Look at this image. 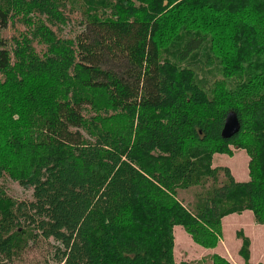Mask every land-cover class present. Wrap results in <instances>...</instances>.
Here are the masks:
<instances>
[{"label":"trees","instance_id":"obj_1","mask_svg":"<svg viewBox=\"0 0 264 264\" xmlns=\"http://www.w3.org/2000/svg\"><path fill=\"white\" fill-rule=\"evenodd\" d=\"M233 148L247 182L213 167ZM4 177L33 201L0 185V264L41 240L55 264H176L175 227L213 249L230 215L264 226V0H0ZM205 186L195 205L178 197Z\"/></svg>","mask_w":264,"mask_h":264},{"label":"rangeland","instance_id":"obj_2","mask_svg":"<svg viewBox=\"0 0 264 264\" xmlns=\"http://www.w3.org/2000/svg\"><path fill=\"white\" fill-rule=\"evenodd\" d=\"M68 16L74 20V23L63 29L64 33L62 36L64 38H73L79 31L78 22L81 20L80 15H72L68 13ZM25 27L21 24H15L9 26L8 29L3 33V36L10 40L13 37H17L19 33H24ZM37 51L40 53L41 47L36 46ZM207 70V76L199 74L200 76L205 77L209 82H214L215 79H221L220 70L216 72L215 68ZM235 82H230V86L234 87ZM250 158L244 150H237L233 148V155H217L213 159V167H225L230 170L231 175L234 177L237 182H246L248 181V162ZM246 176V178H245ZM245 179V180H244ZM221 180H224L222 178ZM0 185L4 187L6 193L12 199L18 202H31L33 201V192L24 190L18 185V183L13 182L8 177H4L0 181ZM207 186L203 188H194L188 191L179 192V199H181L186 206L188 204L195 205L194 202L197 199L198 193H205ZM228 216L227 218H229ZM235 218H240V222L236 223L234 220L225 221L224 232L222 231V236L219 241V244L216 248L205 249L197 245L192 238L181 228L176 227L175 233L176 236V247L174 248V259L176 264H213V257L220 256L230 264H247L245 258L241 254L243 247V237L249 240V233L253 236L252 242V260L251 254L250 260L252 263L256 264L257 257L258 261L263 262L264 264V235L261 231H264V228L257 226L254 222L249 224V213L244 214L243 216H237ZM231 220V219H230ZM262 226V225H261ZM257 240H255V239ZM54 246H57L53 241H39L36 245H30L22 255V263L24 264H55L53 262L54 255ZM250 251V248H249ZM256 257V258H255ZM249 260V262H250ZM256 260V261H255ZM258 264H262V263Z\"/></svg>","mask_w":264,"mask_h":264},{"label":"water","instance_id":"obj_3","mask_svg":"<svg viewBox=\"0 0 264 264\" xmlns=\"http://www.w3.org/2000/svg\"><path fill=\"white\" fill-rule=\"evenodd\" d=\"M240 130V122L237 117V114L231 112L228 114L224 127L221 133L223 139H230L235 136Z\"/></svg>","mask_w":264,"mask_h":264},{"label":"crops","instance_id":"obj_4","mask_svg":"<svg viewBox=\"0 0 264 264\" xmlns=\"http://www.w3.org/2000/svg\"><path fill=\"white\" fill-rule=\"evenodd\" d=\"M250 161V160H249ZM248 165H249V162H248ZM225 168V167H224ZM233 177V176H232ZM234 178V177H233ZM245 178H246V176H245ZM247 178H248V181H249V170H248V176H247ZM235 180V179H234ZM245 180V179H244ZM237 182V181H236ZM245 182V181H244ZM247 182V181H246ZM246 213H249V224H251V223H255L256 224V222H255V220H254V216H253V214L250 212V211H245V212H243V213H241V214H234V215H230V217L229 218H224L223 220H222V231L224 232V230L226 229V226H225V228H224V225H225V221H231L232 222V220H234L236 223H238V222H240V218H235V217H237V216H243L244 214H246ZM231 219V220H230ZM257 226H259V227H261V228H264V226H261V225H257ZM176 228V227H175ZM175 228H174V233H175ZM263 232V233H262ZM261 233H262V235L260 236V238L264 235V231H261ZM176 234H174V237H175V247H176ZM252 238H253V236L249 233V240L251 241L252 240ZM255 239V238H254ZM255 240H257V239H255ZM252 242V241H251ZM252 247H253V243H251V247H250V254H251V260H252ZM256 258V257H255ZM251 260H250V264H254V263H252L251 262ZM256 261V260H255ZM261 262V261H260ZM259 261H258V257H257V261H256V264H258V263H260ZM262 264H263V262H261Z\"/></svg>","mask_w":264,"mask_h":264}]
</instances>
